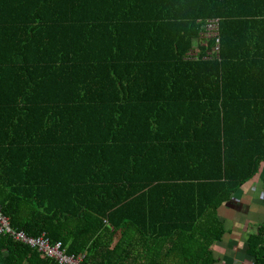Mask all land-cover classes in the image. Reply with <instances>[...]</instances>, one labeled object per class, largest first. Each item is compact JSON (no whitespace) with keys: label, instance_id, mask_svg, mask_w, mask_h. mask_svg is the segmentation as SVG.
Instances as JSON below:
<instances>
[{"label":"trees","instance_id":"1","mask_svg":"<svg viewBox=\"0 0 264 264\" xmlns=\"http://www.w3.org/2000/svg\"><path fill=\"white\" fill-rule=\"evenodd\" d=\"M257 176L264 204V0H0L13 229L84 264H217ZM0 264L58 263L0 235Z\"/></svg>","mask_w":264,"mask_h":264},{"label":"built area","instance_id":"2","mask_svg":"<svg viewBox=\"0 0 264 264\" xmlns=\"http://www.w3.org/2000/svg\"><path fill=\"white\" fill-rule=\"evenodd\" d=\"M209 26V27H208ZM208 30L215 34L217 26L214 21L208 22ZM0 235H8L16 242L35 249L43 257L55 260L58 264H84L81 256L67 254L61 242L52 241L44 234L31 237L22 230H15L10 226L9 220L0 211Z\"/></svg>","mask_w":264,"mask_h":264},{"label":"crops","instance_id":"3","mask_svg":"<svg viewBox=\"0 0 264 264\" xmlns=\"http://www.w3.org/2000/svg\"><path fill=\"white\" fill-rule=\"evenodd\" d=\"M260 181V180H259ZM260 183V182H259ZM254 190L253 185L252 187H250L247 191H245L243 194L239 195V199L235 200V202H237V204L241 203L244 207V204H253L255 203L254 199H250V195L252 194L251 192ZM245 201V203L243 202ZM232 203L233 205L237 206L236 203ZM233 205H231L230 207L232 208ZM235 206L233 207L234 211H240V209H235ZM224 214H226L225 216L227 217V219H225L226 222V226L228 225V228L232 227L233 223L237 226L244 225L245 223H247L249 220L248 217H245L246 222L244 224H242V221H240L239 219H237V216L234 215H230V213L224 212ZM230 215V216H229ZM230 225V227H229ZM254 227V226H253ZM239 228H237V230L239 231ZM237 230H235V236L232 237L233 239L228 240L225 243H222V245L219 246L218 251H216L218 254V258H219V263L217 264H235V263H240V261L242 259H244V257H246L243 253L241 254V257L236 255V253L239 251L241 247H243L244 250V240L246 239V234H243V232L239 235V232H237ZM238 236H240L239 238H237ZM244 237V238H243ZM236 247H235V246ZM216 255V254H215Z\"/></svg>","mask_w":264,"mask_h":264},{"label":"rangeland","instance_id":"4","mask_svg":"<svg viewBox=\"0 0 264 264\" xmlns=\"http://www.w3.org/2000/svg\"><path fill=\"white\" fill-rule=\"evenodd\" d=\"M259 182L260 181H258V176H257L253 180L254 190L251 192L252 194L250 195V199L252 198L255 200L254 205L253 204L249 205L246 203V204H244V207H243V205L241 203H239V204H237V206H235V209H238V210L240 209V211L235 210V212H236L235 215L237 216V219L242 221V224H244L246 222L245 217H248L250 220V224H249L250 229L253 228V224H256L257 222L264 220V204L262 203V194H261L262 186H261V183H259ZM243 202L245 203V201H243ZM241 226H243V225H241ZM240 253L244 254L243 247H241L240 252L238 251L236 253V255L241 257ZM249 261H252V259L249 257H244V259H242L240 261V263H235V264H246Z\"/></svg>","mask_w":264,"mask_h":264}]
</instances>
